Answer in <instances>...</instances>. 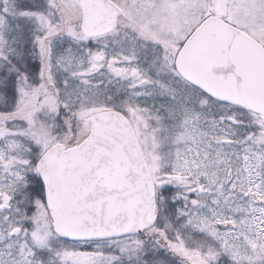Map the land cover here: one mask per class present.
<instances>
[{
	"label": "snow or ice",
	"instance_id": "1",
	"mask_svg": "<svg viewBox=\"0 0 264 264\" xmlns=\"http://www.w3.org/2000/svg\"><path fill=\"white\" fill-rule=\"evenodd\" d=\"M0 264H264V0H0Z\"/></svg>",
	"mask_w": 264,
	"mask_h": 264
}]
</instances>
